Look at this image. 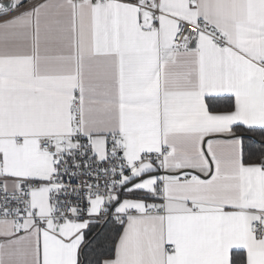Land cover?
Wrapping results in <instances>:
<instances>
[{
    "label": "snow or ice",
    "instance_id": "6c2138e0",
    "mask_svg": "<svg viewBox=\"0 0 264 264\" xmlns=\"http://www.w3.org/2000/svg\"><path fill=\"white\" fill-rule=\"evenodd\" d=\"M0 264H264V0H0Z\"/></svg>",
    "mask_w": 264,
    "mask_h": 264
}]
</instances>
